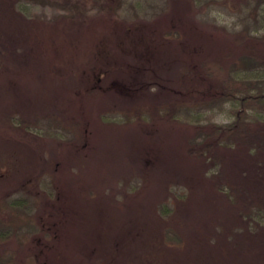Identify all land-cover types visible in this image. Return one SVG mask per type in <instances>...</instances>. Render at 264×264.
<instances>
[{
  "label": "trees",
  "instance_id": "1",
  "mask_svg": "<svg viewBox=\"0 0 264 264\" xmlns=\"http://www.w3.org/2000/svg\"><path fill=\"white\" fill-rule=\"evenodd\" d=\"M22 1L3 0L0 8V16L7 20L6 25L0 19V25L7 27L5 32H1L7 36L11 46L30 45L36 35L44 33L46 36L56 27L45 26L49 30L43 32L44 27L22 14V8L19 9ZM112 1L118 3L120 19L113 24L114 37L112 22H103L104 29L108 31L104 38L111 44L115 40V46L117 42L123 46L114 48L116 53L110 56L109 61H114L109 64L112 67L94 64V69L98 67L105 78L102 82L100 79L96 81L95 87L88 86L89 96L132 93L128 95L131 101L146 96V91L158 82L157 59L159 61L163 56L168 61L171 59L167 55L168 50L175 51L172 58L175 53L177 56L172 75L166 77L165 86L162 82L158 83L163 93L162 100H166L164 109L168 118L176 120L181 129L184 127V132L179 135L181 155L205 165V170L207 167L214 166L211 168L214 169L219 166L216 171L205 176L207 186L214 196L221 197L219 201H224L234 211L236 222L226 221L219 235L214 231L206 232L209 234L206 235L195 224L184 219L183 213H189L195 202L194 192L185 194L172 191L167 183L170 178L167 177L160 186L159 197L154 202L148 201L146 205L147 218L144 224L141 225V220L134 224L137 235L131 231L125 235L120 230L121 236L115 237L112 246L103 252L104 255L96 257L89 264H229V249H232L241 264H264V118L261 114L264 111V80L250 76L253 71L264 69V33H253L250 27L245 26L229 28L218 24L210 10L213 6L221 5L220 0H184L186 7L189 5L197 10L196 18L214 25L213 44L191 43L189 32L177 18L176 12L180 8H177L178 0ZM224 1L240 3L242 0ZM247 1L252 3L250 10L255 12V28H264V0ZM130 42L149 45L148 53L136 55V58L142 57L144 62L140 72L133 66L129 68L119 65L123 62H116L118 59L126 61L130 57V54L121 52L130 46ZM15 61V57L9 54L0 57V128H11L14 118L22 112L20 109H24L25 115L21 122L24 130L50 110V90L47 86H40L37 93L41 94L34 96L29 105H23L22 102L18 104L14 94L18 93L17 89L12 88L6 73L9 70L25 75L32 70L27 65L23 71ZM34 62L42 66L39 58ZM81 71L68 69L65 76L62 75L59 80L65 91L76 93L81 90L82 81L78 80ZM3 78L6 81H2ZM162 81L164 83V79ZM226 103H232L230 121L202 123L196 120V112L222 108ZM151 109L157 110L154 105ZM133 110L136 116L142 114L139 106ZM63 130L70 136L66 140L70 157H74L73 151H81L89 145L90 123L86 118L66 122ZM74 160L77 167L84 163L76 157ZM53 164V159H50L49 172H52ZM54 177L56 175L52 173ZM80 184L84 186L82 178ZM53 188L57 195L54 191L41 188V180L36 178L25 184L20 195L0 199V264H54L52 261L49 263L47 258L42 263L38 255L30 251L27 256L22 254L28 249L30 238L35 236H39V254L43 251L53 253L59 249L60 243H76L73 242V235L80 226L72 218L73 212L66 211L60 216L53 214L51 204L60 202L62 192L55 186ZM81 193L88 203L93 200L92 189L82 190ZM54 195L57 196L55 201ZM46 210L52 212L49 225L43 219ZM130 234L146 238L141 246L136 245L134 248L132 240L126 238ZM19 255L22 256V263L15 260Z\"/></svg>",
  "mask_w": 264,
  "mask_h": 264
},
{
  "label": "rangeland",
  "instance_id": "2",
  "mask_svg": "<svg viewBox=\"0 0 264 264\" xmlns=\"http://www.w3.org/2000/svg\"><path fill=\"white\" fill-rule=\"evenodd\" d=\"M2 4L3 0H0V8ZM219 4L221 5L213 6L210 10L218 24L229 28L245 26L250 27L253 33H264V28L257 29L253 24L255 12L250 10L252 3L249 1L237 3L220 0ZM187 6L184 0H178L177 8H180L176 13L178 21L190 34L188 38L191 36L190 42L210 46L215 39L214 25L196 18L197 10ZM20 7L24 16L44 27L43 32L49 30L45 26L56 27L46 36L44 33L36 35L27 47L23 44H15L17 47H14L1 32L7 27L0 25V57L12 55L18 68L23 70L28 65L32 70L25 75L5 70L8 74L6 79L14 90L17 89L18 93H14L17 103L22 102L23 105H29L34 96L41 94L37 93L40 86H47L50 90L48 94L51 107L24 130L21 128L24 109H20L22 112L14 118L11 128H0V199L20 195L27 182L40 178L41 188L44 190L54 191L57 195L53 188L55 186L62 191L60 202L51 204L53 214L60 216L66 211L73 212L72 218L80 226L73 235V242H76L74 244L60 243L59 249L53 253L43 251L40 255L39 236H35L30 238L28 249L22 254H37L42 263L47 258L49 263L52 261L54 264H89L96 257L104 255L103 252L112 246L115 237L121 236L120 230L126 235L127 231L136 230L134 224L140 220L141 225L144 224L143 221L147 218L146 205L148 201H156L160 186L167 177L170 178L167 183L172 191L185 194L194 192L195 202L189 213H183L184 219L195 224L206 235H209L206 232L211 231L216 235L220 234L226 221L236 222L234 211L224 201H219L221 197L214 196L207 186L205 176L216 171L219 166L214 169H211L214 166L207 167L205 170V165L197 161L198 165L181 155L179 135L184 132V127L181 129L176 120L168 118L164 109L166 100H162L163 93L158 83L162 82L165 86L166 77L172 75L176 64V53L172 58L175 51L168 50L167 55L171 58L168 61L163 56L160 57L161 60L157 59L158 82L153 87L150 86L146 96H139L134 101L128 96L132 93L89 96L88 86L95 87L96 81L100 79L102 82L105 78L98 67L94 69V64L112 67L109 64L114 61H109L110 56L116 53L114 48L123 46L118 42L115 46L114 38V45L104 38L108 32L104 29L105 20L112 22V36L115 35L113 24L120 19L118 3L115 4L112 0H23L19 3V9ZM0 19L7 25V20L2 15ZM148 47V44L130 42V46L121 51L125 55L130 54V57L126 61L118 59L116 62H123L119 64L122 66H133L140 72L144 62L142 57L136 58V55L148 53ZM37 58L42 61V66L34 62ZM68 69L82 70L83 75L80 73L78 76L82 87L76 93L65 91L61 86L59 79ZM250 76L264 80V69L253 71ZM6 79L3 78L2 81ZM152 105L157 108L156 111L151 109ZM136 106L141 107L142 117L135 115L133 109ZM231 107L232 103H226L222 108L198 111L195 114L196 120L202 123L228 122L232 119ZM261 114L264 118V111ZM85 118L90 123L91 140L81 151H73L72 158L66 145L70 136L63 127L68 121ZM75 157L84 163L77 167ZM50 159L54 161L52 172L48 171ZM52 173L56 175L54 179ZM81 178L84 186L80 184ZM86 189L94 191L90 203L81 193ZM56 195L53 201L56 200ZM118 201L122 203L119 204ZM49 211L46 210L43 215L48 225L52 215ZM82 218L84 221H81ZM126 238L132 240L135 248L136 245L141 246L146 237H134L130 234ZM15 247L14 240L13 248ZM229 252L230 263L235 261L236 264H241L232 249ZM19 256L15 260L21 262L23 259Z\"/></svg>",
  "mask_w": 264,
  "mask_h": 264
}]
</instances>
